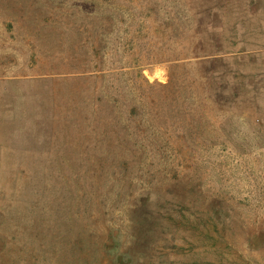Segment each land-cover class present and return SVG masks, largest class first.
<instances>
[{
  "label": "rangeland",
  "instance_id": "rangeland-1",
  "mask_svg": "<svg viewBox=\"0 0 264 264\" xmlns=\"http://www.w3.org/2000/svg\"><path fill=\"white\" fill-rule=\"evenodd\" d=\"M0 264H264V0H0Z\"/></svg>",
  "mask_w": 264,
  "mask_h": 264
}]
</instances>
